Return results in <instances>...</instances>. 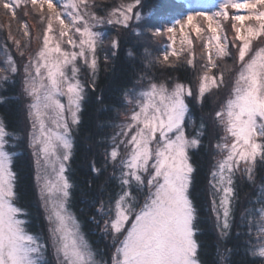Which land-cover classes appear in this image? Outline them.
Wrapping results in <instances>:
<instances>
[{"label":"snow or ice","instance_id":"6c2138e0","mask_svg":"<svg viewBox=\"0 0 264 264\" xmlns=\"http://www.w3.org/2000/svg\"><path fill=\"white\" fill-rule=\"evenodd\" d=\"M145 7L143 0H123L98 15L103 9L96 0H0L20 26V38L11 24L6 38L22 61L18 65L5 45L0 80H9L5 72L20 76L37 207L45 222L43 230H34L33 214L21 204L14 170L19 144L13 143L21 136L0 115V264H47L49 249L56 264H100L89 239L94 230L84 231L89 222L103 224L99 231L114 249L110 264H201L193 201L197 169L189 153L209 131L215 155L207 193L218 240L264 261V176L257 186L264 171V0H217L188 9L157 3L148 12ZM18 9L41 27L17 18ZM125 49L131 74L106 103L103 94L95 95L101 60H119ZM227 59L233 62L228 72L219 63ZM157 67H185L192 77L161 80ZM225 89L211 119L202 116L197 125L192 108L219 99ZM89 93L102 113L114 115L98 125L100 151L88 160L92 178L83 182L82 193L96 215L82 222L72 207L77 186L71 162ZM245 184L255 195L242 201ZM220 259L228 264L225 255Z\"/></svg>","mask_w":264,"mask_h":264},{"label":"trees","instance_id":"16d2710c","mask_svg":"<svg viewBox=\"0 0 264 264\" xmlns=\"http://www.w3.org/2000/svg\"><path fill=\"white\" fill-rule=\"evenodd\" d=\"M123 0H96V6L98 9V15H105V11H110L111 8L119 6ZM146 5L144 11L148 12L153 9L157 3L163 5L176 6L179 5L183 9H188V0H143ZM23 9L17 10V18L26 20L30 27L41 26L37 24V18L29 14L23 16ZM11 24L13 34L20 38L18 31L19 24L16 19H12L10 14H6L5 11L0 8V68L6 67L4 61L6 55L3 51L4 46L7 45L9 52L16 59L17 64L22 63L19 54L17 53L14 44L7 40V29L8 25ZM111 28V26H107ZM42 30V29H41ZM111 35H115V32H111ZM161 44L167 43L165 39H161ZM38 41H33L32 47L35 48ZM197 53L200 50V44L197 41L196 44ZM126 49L120 53V59L116 61H110L108 65H105L101 60V72L98 80V89L95 95L103 94L106 98L105 102L110 103V97L115 94V89L119 87L122 80L127 74H131V67L126 57ZM221 67L228 72L232 68V60L227 59L219 62ZM132 65L139 69L140 65L135 61ZM215 71V70H213ZM154 74L161 80H166L170 77H180L183 79L185 76L192 77V73L189 69L181 67L178 70H168L164 68H155ZM2 75H9V80L4 82L0 80V97L6 98L5 104H0V115L6 116L7 122L9 123V130L17 132L21 139L14 141L13 143L19 144V147L15 148L14 151L18 153L14 159V170L18 174V191L21 197V204L29 206V211L33 214L34 230H43L44 221L42 213L38 209V197L36 194L35 181H34V168L32 165L31 151L28 148L26 138V126L27 121L23 105L25 100L22 98L20 76L10 75L3 73ZM83 75V70H82ZM194 79V77H193ZM131 87V85H127ZM195 87V85H194ZM227 94V89L221 91L216 96H212L207 100V103L201 107L199 105L192 108V117L195 119L196 124L200 122V117H206L211 119V113L218 107V104L222 102L224 96ZM117 107H120L117 105ZM100 106L95 103L94 94L89 93L88 99L83 105V111L81 114V123L79 130L74 132V156L71 162L72 180L77 186L73 192L72 207L76 212L77 216L84 222L87 217L96 215L95 211L90 209L83 200L84 181L90 180L92 177L88 173V160L94 159L96 154L100 151V147L97 141L100 139L99 133L101 129L98 125L109 119L113 114L102 113L99 110ZM123 110V109H122ZM104 131H111V129H105ZM190 135L194 134L192 127L187 129ZM91 137V139H90ZM215 143V134L213 131L206 133L202 139V144L199 148L190 151L189 155L192 157L194 167L197 169L194 173V189H193V201L197 207L198 218L200 221L199 232L196 236L197 242L200 244L199 258L201 264H222L220 257L225 255L228 260V264H264L260 258H252L244 254L242 246H238L233 243L224 244L218 240V236L213 227L210 219L209 209V196L207 193V179L210 168L213 164V156L215 155L212 144ZM261 176H264V171H261L257 176V186L260 183ZM103 180L96 181V184L102 183ZM255 195V189L247 184L242 186L240 193L241 200L250 198ZM97 220H100V216H96ZM102 227V223L99 228ZM99 228L90 222L84 227L86 234L90 230H94L89 235L90 242L93 244L94 249L98 250V254L111 253V243L107 241L108 238L104 237L100 233ZM231 249V252L225 253V248ZM105 255V254H104ZM47 264H54L51 261Z\"/></svg>","mask_w":264,"mask_h":264},{"label":"rangeland","instance_id":"374dc122","mask_svg":"<svg viewBox=\"0 0 264 264\" xmlns=\"http://www.w3.org/2000/svg\"><path fill=\"white\" fill-rule=\"evenodd\" d=\"M54 2H55V0H54ZM188 2H189V7L190 8H206V7H211L213 4H215L217 2V0H188ZM179 39H180V37L178 35L177 36V43H176V47L177 48H179V46H180L179 45ZM22 98L24 99L23 95H22ZM25 103H26V101H25ZM26 132H27V126H26ZM44 226H45V222H44ZM102 227H103V224H102ZM107 241H109V243H111L110 239H107ZM111 247H112V244H111ZM113 252H114V249L112 247L110 255L108 253L107 254L104 253L105 255L101 254V256L98 254L96 256V259H97V261L100 262V264H110V258H111V255H112ZM45 260L47 262L51 261L52 263L56 264V261H55V258L53 256V254H52L51 249H49V251L45 254Z\"/></svg>","mask_w":264,"mask_h":264}]
</instances>
